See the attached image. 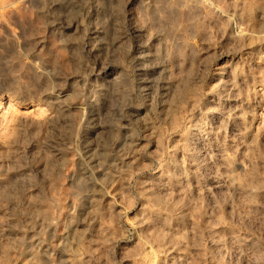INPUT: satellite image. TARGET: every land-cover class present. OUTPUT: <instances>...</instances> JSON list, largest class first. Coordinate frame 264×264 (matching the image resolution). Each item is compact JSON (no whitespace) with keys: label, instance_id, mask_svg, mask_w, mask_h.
<instances>
[{"label":"rangeland","instance_id":"374dc122","mask_svg":"<svg viewBox=\"0 0 264 264\" xmlns=\"http://www.w3.org/2000/svg\"><path fill=\"white\" fill-rule=\"evenodd\" d=\"M0 264H264V0H0Z\"/></svg>","mask_w":264,"mask_h":264},{"label":"bare ground","instance_id":"6f19581e","mask_svg":"<svg viewBox=\"0 0 264 264\" xmlns=\"http://www.w3.org/2000/svg\"><path fill=\"white\" fill-rule=\"evenodd\" d=\"M156 83V82H155ZM148 86V85H147ZM169 100V99H168ZM241 144V143H240ZM220 166V165H219ZM237 166L241 169V170H245L247 168V165L244 161H240L238 162ZM107 169V168H106ZM231 178V177H230ZM229 178V179H230ZM233 182L239 181V176L234 174L233 178H232ZM108 194V193H107ZM109 195V194H108ZM106 195V196H108ZM110 196V195H109ZM109 199V198H108Z\"/></svg>","mask_w":264,"mask_h":264}]
</instances>
